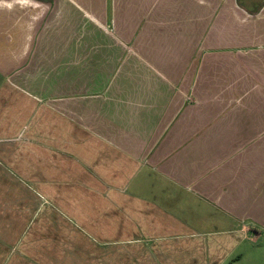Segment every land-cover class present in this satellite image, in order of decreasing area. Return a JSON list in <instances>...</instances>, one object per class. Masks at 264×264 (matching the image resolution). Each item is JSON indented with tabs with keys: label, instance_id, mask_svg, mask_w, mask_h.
Instances as JSON below:
<instances>
[{
	"label": "crops",
	"instance_id": "obj_1",
	"mask_svg": "<svg viewBox=\"0 0 264 264\" xmlns=\"http://www.w3.org/2000/svg\"><path fill=\"white\" fill-rule=\"evenodd\" d=\"M9 213L74 230V264L239 263L264 235V0H0Z\"/></svg>",
	"mask_w": 264,
	"mask_h": 264
},
{
	"label": "rangeland",
	"instance_id": "obj_2",
	"mask_svg": "<svg viewBox=\"0 0 264 264\" xmlns=\"http://www.w3.org/2000/svg\"><path fill=\"white\" fill-rule=\"evenodd\" d=\"M22 220L24 216L18 213H9L5 219L0 218V238L3 242L14 243L0 246L3 250L1 264H74L71 258L63 257L67 253H74L76 249L75 253L79 254L90 249L61 244L64 241L75 242L76 232L72 229H44L40 218L35 219V228L30 229L24 227ZM239 251L242 257L237 264H264V235L254 237Z\"/></svg>",
	"mask_w": 264,
	"mask_h": 264
}]
</instances>
